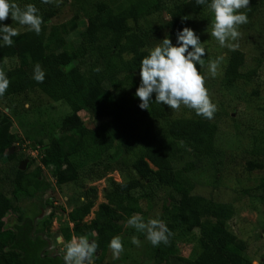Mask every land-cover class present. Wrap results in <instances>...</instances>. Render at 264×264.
Returning a JSON list of instances; mask_svg holds the SVG:
<instances>
[{
  "label": "trees",
  "instance_id": "1",
  "mask_svg": "<svg viewBox=\"0 0 264 264\" xmlns=\"http://www.w3.org/2000/svg\"><path fill=\"white\" fill-rule=\"evenodd\" d=\"M64 1L73 2L78 10L70 20L54 23L56 12L41 13L40 34L23 31L13 38V46H0V68L10 79L0 101L12 102L22 93L39 90L50 100L69 106L71 114L62 124V134L50 133L49 149L42 154V163L51 168L58 186L82 179L99 181L115 171L127 175L122 183L110 181L105 202L99 204L89 223L85 219L96 206L97 190H86L85 200L68 214L71 226L60 231L65 242L92 230L100 253L95 264H102L110 240L123 234L132 215L145 213L146 187L156 182L168 188L160 220L171 231L172 246L168 253H156L155 264H253L230 228L236 215L234 205L194 193L192 175L199 165L221 155L216 147L218 113L211 120L195 112L175 117V110L166 105L153 103L148 110H141L135 96L140 62L148 55L151 36L140 25L141 20L165 12L170 20L164 28L175 34L207 6L197 5L196 0ZM73 33L79 42L70 39ZM15 58L19 64L8 67L7 60ZM37 64L46 73L43 83L33 78ZM244 64L245 54L232 50L224 74L226 86L257 76L256 70L243 73ZM199 70L206 77L204 65ZM8 108L9 114L0 119V160L13 159L9 152L18 143L13 119L20 121L19 111L11 103ZM83 111L95 124L80 123L78 116ZM158 121L170 122L165 138L150 135V126ZM26 136L31 140L29 133ZM31 141L37 146L44 144L39 138ZM245 167L249 172L264 171V138L255 137ZM41 175V167L16 170L11 180L14 203L0 191V224L10 213H18L16 220H8L7 232L0 231V264H64L59 256L46 253L51 244L47 238L50 219L44 222L45 229L38 230L35 220L41 212L23 210L19 205L50 188ZM259 190H264V177ZM45 206L51 207L52 200ZM178 242L194 244L193 255L179 256L174 248Z\"/></svg>",
  "mask_w": 264,
  "mask_h": 264
},
{
  "label": "rangeland",
  "instance_id": "2",
  "mask_svg": "<svg viewBox=\"0 0 264 264\" xmlns=\"http://www.w3.org/2000/svg\"><path fill=\"white\" fill-rule=\"evenodd\" d=\"M20 6L35 4L40 10L39 14L56 12L53 18L54 23H63L70 20L78 13L73 2L64 0H54L53 3L44 4L42 0H15ZM246 11L249 22L240 26L241 37L238 40L237 50L245 54V64L241 71L249 73L257 71L250 81H239L232 86H226L223 82L228 58L232 49L221 47L214 37L211 36V23L213 14L206 8L203 13L192 18V21L183 24L182 27H190L200 36L206 48L205 74L206 87L212 101L217 105L218 133L216 136V147L221 155L217 160L203 161L194 175L196 182L195 194L203 195L213 201L232 203L235 207V219L231 222V230L243 242L245 255L253 264H264V190H259L260 181L264 177V171L249 172L245 167L246 161L250 158L254 149L255 137L264 138V0H250V5ZM42 13V14H41ZM170 17L165 13H158L143 18L140 22L145 31L150 32L149 49L154 48L165 36H171L175 41V34L164 28ZM17 28L19 33L27 31L28 26H21L11 18L4 22ZM85 26H80L82 30ZM148 35V34H147ZM75 43L79 42L77 33L70 36ZM217 56H223L224 61L220 66L218 74L213 78L208 71V61ZM19 64L18 59L7 60L8 67ZM258 91V94L255 92ZM18 108L20 121L13 119L18 143L13 147L11 155L15 156L11 160H0V191L11 196L13 187L11 180L14 178L16 170L20 169L21 163L26 161L25 170L42 168V179L50 188L37 195L36 198L24 200L19 203L23 210H38L40 216L36 218L37 229H45V221H51L50 232L54 237L62 235L61 229L71 224L68 221L69 212L84 201L88 188L97 190L96 206L85 222H91L95 217L100 203L105 202V191L110 185V181L122 183L127 175L119 171L112 172L106 178L89 182L82 179L78 182L58 186L52 175L51 168L42 163L43 151L49 149L48 135L54 132L55 136L62 134V124L70 116L71 109L64 102L50 100L39 90L28 91L10 100L0 101V119L9 114V104ZM193 110L181 107L174 111L175 117L189 116ZM80 123L88 126L95 124V120L89 113H80ZM170 122H155L150 126V135L153 138L166 137ZM26 132L31 140L39 138L44 140V144L37 146L33 141L27 139ZM25 140V141H24ZM86 187V188H85ZM149 199L144 201L142 215L144 220L159 219L162 214V207L166 201L168 188L160 186L156 182H150L146 187ZM52 200V206L46 207L47 201ZM18 213L12 212L5 222L0 224V231L7 232L9 219L16 220ZM73 226V225H72ZM48 233L47 238L51 241L50 248L46 251L49 256H64L63 245L54 241L53 234ZM81 236H87L91 241L95 237L92 230L85 231ZM124 252L118 260H114L112 252L108 249V254L102 264H155L156 253H168L171 244L161 243L153 246L147 239L146 234L138 232L136 229L126 226L125 231L120 235ZM133 236L141 240L138 247L132 244ZM179 256L190 257L194 253V244L178 242L174 245Z\"/></svg>",
  "mask_w": 264,
  "mask_h": 264
},
{
  "label": "clouds",
  "instance_id": "3",
  "mask_svg": "<svg viewBox=\"0 0 264 264\" xmlns=\"http://www.w3.org/2000/svg\"><path fill=\"white\" fill-rule=\"evenodd\" d=\"M54 0H42L44 4ZM196 4L207 6L213 14L211 36L221 47L235 50L239 47L241 37L240 26L249 22L246 11L250 0H196ZM35 4L20 7L15 0H0V46L11 47L14 37L19 35L17 28L4 22L11 18L21 26H28L30 31L40 34L43 17ZM188 20L187 18L183 19ZM144 56L139 66L140 83L135 96L139 99L138 107L148 110L155 103L166 105L170 109L179 110L182 106L193 110L196 115L205 119H213L217 105L212 101L209 89L206 87V77L199 70L205 64L206 48L200 36L190 27H182L175 31V43L171 36H165ZM224 61L223 56H217L208 61V71L214 78ZM46 73L37 64L34 69V80L43 83ZM10 85V79L3 68H0V97H3ZM128 226L138 232L145 233L146 239L153 245L168 244L171 231L159 219L144 220L139 213L127 220ZM132 244L141 245V240L133 236ZM56 243L63 245L64 264H95V256L99 248L96 240L87 236H73L65 242L62 235L57 236ZM108 248L114 260H118L124 252L121 236H114Z\"/></svg>",
  "mask_w": 264,
  "mask_h": 264
},
{
  "label": "water",
  "instance_id": "4",
  "mask_svg": "<svg viewBox=\"0 0 264 264\" xmlns=\"http://www.w3.org/2000/svg\"><path fill=\"white\" fill-rule=\"evenodd\" d=\"M13 150V147L11 148V151ZM11 151L9 152V155H11ZM26 161L25 162H22L21 163V166H20V169L21 170H23V171H25V169H26Z\"/></svg>",
  "mask_w": 264,
  "mask_h": 264
},
{
  "label": "flooded vegetation",
  "instance_id": "5",
  "mask_svg": "<svg viewBox=\"0 0 264 264\" xmlns=\"http://www.w3.org/2000/svg\"><path fill=\"white\" fill-rule=\"evenodd\" d=\"M99 255H100V253L97 251L96 256H95V259H96ZM59 257L63 259L62 256H59Z\"/></svg>",
  "mask_w": 264,
  "mask_h": 264
}]
</instances>
